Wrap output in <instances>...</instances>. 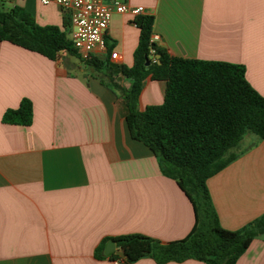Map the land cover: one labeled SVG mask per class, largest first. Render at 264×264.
<instances>
[{"label":"crops","instance_id":"1","mask_svg":"<svg viewBox=\"0 0 264 264\" xmlns=\"http://www.w3.org/2000/svg\"><path fill=\"white\" fill-rule=\"evenodd\" d=\"M22 1L13 4L39 24L61 26L67 19L70 32L68 11ZM114 1L154 15L153 35L170 55L243 64L248 82L264 95V0H104ZM135 18L114 13L106 49L93 54L114 66L113 78L125 88L130 82L119 68L134 63L140 35ZM69 56L61 52L51 60L0 41V264H160L151 257L126 262L105 256L106 242L127 234L183 239L196 220L192 202L162 173L155 153L132 137L123 99L108 77ZM165 91L164 80L148 76L139 109L161 104ZM23 98L32 101V123H4V113ZM241 149L207 182L229 230L264 213V139L248 133ZM116 250L123 251L117 244ZM236 264H264V235Z\"/></svg>","mask_w":264,"mask_h":264},{"label":"trees","instance_id":"2","mask_svg":"<svg viewBox=\"0 0 264 264\" xmlns=\"http://www.w3.org/2000/svg\"><path fill=\"white\" fill-rule=\"evenodd\" d=\"M154 22L150 14L135 18L140 35L134 63L119 68L130 82L128 88L114 80L115 68L108 61L93 55L81 58L69 37L67 19L61 26L41 25L23 6L0 7V41L51 60L65 52L94 74L107 76V84L123 99L132 137L155 153L162 173L175 179L192 202L196 220L183 239L162 242L142 234L108 238L123 250L126 262L151 257L160 264L186 259L236 264L251 242L264 235V213L239 230L224 228L207 182L239 156L246 134L264 139V95L248 82L243 64L170 55L152 41ZM148 76L166 82L165 96L161 104L140 110L139 98ZM32 119L33 104L28 98L3 115L8 124L28 126ZM112 258L121 259L119 255Z\"/></svg>","mask_w":264,"mask_h":264},{"label":"built area","instance_id":"3","mask_svg":"<svg viewBox=\"0 0 264 264\" xmlns=\"http://www.w3.org/2000/svg\"><path fill=\"white\" fill-rule=\"evenodd\" d=\"M38 1L44 6L55 4L69 12V37L84 60L95 52L106 49L105 36L114 13H130L134 16L145 14L143 6H131L117 1L112 3H105L104 0ZM157 40L158 36L152 35V41ZM117 55V52H112L111 57L116 58Z\"/></svg>","mask_w":264,"mask_h":264},{"label":"water","instance_id":"4","mask_svg":"<svg viewBox=\"0 0 264 264\" xmlns=\"http://www.w3.org/2000/svg\"><path fill=\"white\" fill-rule=\"evenodd\" d=\"M149 63L147 62V65ZM113 254H118L122 257H125L126 254L123 251L116 250V242L114 240H109L106 242L105 248H104V255L105 256H111Z\"/></svg>","mask_w":264,"mask_h":264},{"label":"rangeland","instance_id":"5","mask_svg":"<svg viewBox=\"0 0 264 264\" xmlns=\"http://www.w3.org/2000/svg\"><path fill=\"white\" fill-rule=\"evenodd\" d=\"M14 2L24 4V2L22 0H0V7L10 8V7L14 6V4H13ZM28 6H32L31 2L28 3ZM69 57L72 60H74L75 62L80 63L79 59L74 58L73 56H69Z\"/></svg>","mask_w":264,"mask_h":264}]
</instances>
